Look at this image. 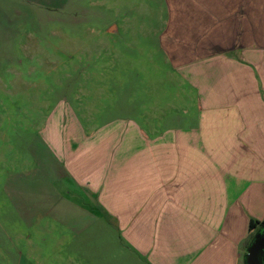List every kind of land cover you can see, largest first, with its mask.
Returning <instances> with one entry per match:
<instances>
[{"label":"rangeland","instance_id":"obj_1","mask_svg":"<svg viewBox=\"0 0 264 264\" xmlns=\"http://www.w3.org/2000/svg\"><path fill=\"white\" fill-rule=\"evenodd\" d=\"M164 1L0 0V264H137L81 175L132 186L135 155L150 163L133 125L152 138L183 120Z\"/></svg>","mask_w":264,"mask_h":264},{"label":"crops","instance_id":"obj_2","mask_svg":"<svg viewBox=\"0 0 264 264\" xmlns=\"http://www.w3.org/2000/svg\"><path fill=\"white\" fill-rule=\"evenodd\" d=\"M164 3L158 48L182 80L183 120L152 138L133 125L150 149L126 171L139 183L81 176L132 263L243 264L248 222L264 218V0Z\"/></svg>","mask_w":264,"mask_h":264},{"label":"water","instance_id":"obj_3","mask_svg":"<svg viewBox=\"0 0 264 264\" xmlns=\"http://www.w3.org/2000/svg\"><path fill=\"white\" fill-rule=\"evenodd\" d=\"M243 264H264V234L250 240Z\"/></svg>","mask_w":264,"mask_h":264},{"label":"trees","instance_id":"obj_4","mask_svg":"<svg viewBox=\"0 0 264 264\" xmlns=\"http://www.w3.org/2000/svg\"><path fill=\"white\" fill-rule=\"evenodd\" d=\"M261 227H264V218L259 220V221L258 220H250L248 222V228L249 229L255 228L256 229L255 231H258L259 228H261Z\"/></svg>","mask_w":264,"mask_h":264}]
</instances>
